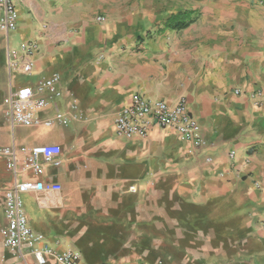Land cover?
<instances>
[{"label": "crops", "instance_id": "crops-1", "mask_svg": "<svg viewBox=\"0 0 264 264\" xmlns=\"http://www.w3.org/2000/svg\"><path fill=\"white\" fill-rule=\"evenodd\" d=\"M16 10V29L1 32L0 101L9 89L7 42L35 41L29 79L57 74L64 97L57 107L70 116L66 124L19 127L18 140L12 133L19 158L36 144L61 148L60 163L45 164L40 177L16 176L61 186L20 195L29 226L52 242L58 237L61 251L67 242L52 231L72 210L100 231L88 241L106 253H90L86 264H264V6L16 0ZM257 89L263 97L255 105L249 95ZM135 93L173 104L184 97L205 145L158 126L146 137L118 138L114 120ZM54 110L48 105L39 116L52 118ZM4 172L6 190L14 177ZM28 198L37 211L25 207ZM15 262L26 264L12 251L0 256V264Z\"/></svg>", "mask_w": 264, "mask_h": 264}, {"label": "built area", "instance_id": "built-area-1", "mask_svg": "<svg viewBox=\"0 0 264 264\" xmlns=\"http://www.w3.org/2000/svg\"><path fill=\"white\" fill-rule=\"evenodd\" d=\"M264 6V0H257ZM18 13L16 0H0V32L10 33L16 29ZM98 20L102 17L98 16ZM37 51L35 41H22L15 47L6 46V63L9 72V89L5 101V115L12 127L16 124L30 127H51L54 123L66 124L70 116L60 111L58 102L63 97L60 86V77L54 74L37 81L36 86L23 84L12 86L11 74L18 72L30 76L33 72V55ZM239 94L240 89H235ZM255 105L260 104L263 97L261 90L250 93ZM51 105L54 107L52 118H41L39 112ZM155 126L166 127L189 141L193 147L205 145L199 133V122L190 113L184 97L176 103H168L162 99H149L139 93L133 94L114 120V132L118 138L127 140L133 137H146ZM61 148L58 144H36L30 147L23 158H19L15 143L0 147V156L5 159V169L11 173L14 180L4 191V218L5 224L0 230L3 245L17 253L28 264V257L33 264H86L82 254L69 246L58 251L55 244L46 235L33 230L27 221L20 195L39 191H59L60 184L43 179L17 180L20 173L31 172L40 177L44 172V165L60 163ZM229 155H233L230 152ZM210 160V158H207ZM133 190V187H131ZM264 228V217L259 222ZM116 264V263H111ZM117 264H145L142 261H127Z\"/></svg>", "mask_w": 264, "mask_h": 264}, {"label": "rangeland", "instance_id": "rangeland-1", "mask_svg": "<svg viewBox=\"0 0 264 264\" xmlns=\"http://www.w3.org/2000/svg\"><path fill=\"white\" fill-rule=\"evenodd\" d=\"M3 38H4V35L0 32V45L3 42ZM11 81H12V86H14V87L19 86V85H23V84H28V85L34 87L37 84V82L31 81L29 79L28 75L21 74V73L18 74L16 72H12ZM5 108H6V103H4V101L3 102L0 101V147L4 146V145H8L11 143L10 140H11L13 134H15V139L18 140L19 132H21L22 131L21 129H23V128H19V127L26 128L25 126H21L18 124L14 125L12 127L11 122L9 121V119L5 115ZM30 142H31V139H28V138H26L23 141V143L26 145ZM4 160L5 159L2 156H0V177H1V179H2V174L5 173L4 172L5 168L2 167V163L4 162ZM1 179H0V225L3 224L1 226H4L5 218H4V211L3 210H4V206H5V199H4L5 185L3 183V180H1ZM135 188H136V185H135ZM129 191H131V190L129 189ZM129 191L126 192L127 197H132L136 194V193L129 192ZM135 191H137V189H135ZM90 198L91 197H87L85 199H86V201H89ZM23 203L29 211H37V209H39L36 201L32 198H28L26 200H23ZM80 203H81V201H78L77 205ZM74 207H76V206L74 205ZM41 210L45 211L46 209H41ZM73 214H74L73 211L70 210L66 215V219H62V221L60 223V227L58 229H54L52 231L53 234L63 238L65 240V242H67L66 244L69 247L77 249L79 252H81L84 259H86L88 261L90 260V258H89L90 253H95L97 255L104 256L106 253L102 252L103 245H101L100 243H95V242L90 244L88 241L90 238H94V236L99 237L100 231L96 232L94 230L88 229L82 223V220L80 218L74 219ZM91 214H93V213L92 212H83V215L89 216ZM8 251L9 250L3 245V242L1 240V234H0V256L4 253H8ZM28 260H29V262L31 261L29 258H28ZM103 260H105L106 264L114 263L113 261H110L109 259L103 258ZM13 264H16V262Z\"/></svg>", "mask_w": 264, "mask_h": 264}, {"label": "trees", "instance_id": "trees-1", "mask_svg": "<svg viewBox=\"0 0 264 264\" xmlns=\"http://www.w3.org/2000/svg\"><path fill=\"white\" fill-rule=\"evenodd\" d=\"M185 25V23H182V26H184Z\"/></svg>", "mask_w": 264, "mask_h": 264}]
</instances>
